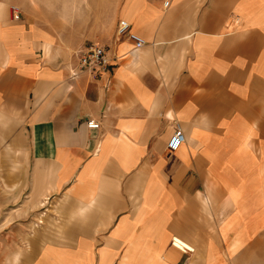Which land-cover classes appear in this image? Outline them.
Instances as JSON below:
<instances>
[{
  "label": "crops",
  "instance_id": "obj_1",
  "mask_svg": "<svg viewBox=\"0 0 264 264\" xmlns=\"http://www.w3.org/2000/svg\"><path fill=\"white\" fill-rule=\"evenodd\" d=\"M13 1L0 0V264H139L145 246L157 264L264 261V0H113L146 44L116 38L108 72L75 78L76 53Z\"/></svg>",
  "mask_w": 264,
  "mask_h": 264
},
{
  "label": "rangeland",
  "instance_id": "obj_2",
  "mask_svg": "<svg viewBox=\"0 0 264 264\" xmlns=\"http://www.w3.org/2000/svg\"><path fill=\"white\" fill-rule=\"evenodd\" d=\"M111 2L113 0H14L10 8L13 11L14 6L19 7L24 19L32 27L36 25L46 30L49 34L42 31V36L54 49L56 44L62 51L66 49L70 54L77 55L93 43L105 46L118 38V24L121 18L113 15ZM118 7L121 8V4H118ZM61 226L63 225L46 224V229L49 232L60 231ZM262 226L260 224L257 227ZM140 253L144 255L139 264L159 263L160 259L154 254L151 246H145ZM234 264H264V261L241 260L234 261Z\"/></svg>",
  "mask_w": 264,
  "mask_h": 264
},
{
  "label": "built area",
  "instance_id": "obj_3",
  "mask_svg": "<svg viewBox=\"0 0 264 264\" xmlns=\"http://www.w3.org/2000/svg\"><path fill=\"white\" fill-rule=\"evenodd\" d=\"M172 0H164V7H170ZM14 18L21 15V10L19 7H13ZM118 38H128L134 42V51L140 50L146 44V40L134 33L131 28V24L127 20H120L118 24ZM78 65L71 70V75L73 78L78 76L80 73L88 72L94 76L103 75L108 72L110 64V58L107 54V48L99 43H93L86 47L84 50L77 53ZM89 129H99L100 122L94 119L87 120L86 122ZM185 135L181 129L180 125H177L176 130L167 144L168 153H174L185 143ZM172 245L180 249L184 253H193L194 249H184L177 245L176 238L173 237Z\"/></svg>",
  "mask_w": 264,
  "mask_h": 264
},
{
  "label": "bare ground",
  "instance_id": "obj_4",
  "mask_svg": "<svg viewBox=\"0 0 264 264\" xmlns=\"http://www.w3.org/2000/svg\"><path fill=\"white\" fill-rule=\"evenodd\" d=\"M42 222V221H41ZM176 238V243H177V245L178 246H180V247H182V248H184V249H188V248H186V247H184V242L181 240V238H179V237H175ZM189 249H192V248H189ZM192 264V263H191Z\"/></svg>",
  "mask_w": 264,
  "mask_h": 264
}]
</instances>
